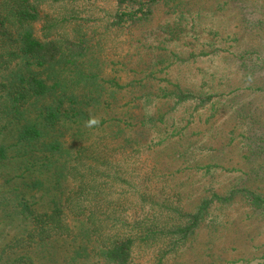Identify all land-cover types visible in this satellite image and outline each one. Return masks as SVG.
Listing matches in <instances>:
<instances>
[{
	"label": "trees",
	"instance_id": "trees-1",
	"mask_svg": "<svg viewBox=\"0 0 264 264\" xmlns=\"http://www.w3.org/2000/svg\"><path fill=\"white\" fill-rule=\"evenodd\" d=\"M98 2L111 11L81 10ZM159 2L0 0V264L264 261V133L219 119L230 95L264 99V77L242 63L229 91L199 95L166 78L171 89L133 79L109 91L89 54L100 36L87 25L126 33ZM193 14H177L180 30ZM247 110L240 118L263 132L264 110ZM90 117L100 119L86 127Z\"/></svg>",
	"mask_w": 264,
	"mask_h": 264
},
{
	"label": "rangeland",
	"instance_id": "rangeland-1",
	"mask_svg": "<svg viewBox=\"0 0 264 264\" xmlns=\"http://www.w3.org/2000/svg\"><path fill=\"white\" fill-rule=\"evenodd\" d=\"M152 5H149L152 15L126 33L106 29L99 22L87 25L91 27L89 33L94 31L95 35L100 36L99 39L94 36L91 42L94 48L89 54L94 53L93 56L98 59L101 65L99 78L105 81V87L109 91V81L113 80L123 86L133 79L140 82L142 79H153L155 88L171 89L165 82H157L158 79L166 78L171 83L200 95L218 84L224 85L229 91L233 87L229 89L227 81L238 83L240 76L249 67H252L255 76L264 77V0H189L185 9L182 8L183 4L179 6L175 1L166 3L165 0H160L159 4ZM111 9L108 2H98L81 10L101 18L105 11ZM187 9L194 14L185 15L188 24L180 30L181 22L177 14ZM197 12L198 16H195ZM83 15L82 17H86ZM246 50L253 52L242 60L240 55ZM200 51L213 54L196 59L189 57L190 54L198 55ZM220 51H225V55L220 54ZM242 63L246 69L241 66ZM262 98L258 99L252 93L230 95L228 104L226 102L222 105L219 111L225 118L219 119L226 121L224 127L232 128L235 125L234 134L240 135L242 130L239 126L242 124L245 129L253 126L251 135L258 132L259 136L264 131H258L261 130L259 125L252 124V117L241 119L240 115H244L245 111L242 109L246 107L252 114L264 110L261 107L264 106ZM206 108H199L203 112L200 115L205 113ZM182 110L170 114V120L186 118ZM201 128L204 129L202 125H197L195 129ZM232 154L234 156V152ZM210 220L212 218L208 221ZM209 236L210 230L204 229L197 241L202 243ZM145 253L149 254L150 251ZM248 264H264V261Z\"/></svg>",
	"mask_w": 264,
	"mask_h": 264
},
{
	"label": "clouds",
	"instance_id": "clouds-1",
	"mask_svg": "<svg viewBox=\"0 0 264 264\" xmlns=\"http://www.w3.org/2000/svg\"><path fill=\"white\" fill-rule=\"evenodd\" d=\"M97 124H98V121L95 118L90 117L89 120L86 121L85 126L86 127H93V126H95Z\"/></svg>",
	"mask_w": 264,
	"mask_h": 264
}]
</instances>
